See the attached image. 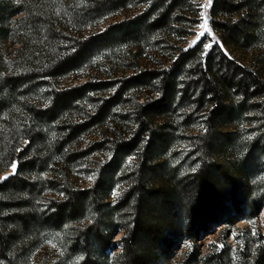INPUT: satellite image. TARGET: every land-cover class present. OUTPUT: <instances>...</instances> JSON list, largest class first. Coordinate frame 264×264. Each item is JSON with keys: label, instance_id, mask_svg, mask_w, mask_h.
<instances>
[{"label": "trees", "instance_id": "1", "mask_svg": "<svg viewBox=\"0 0 264 264\" xmlns=\"http://www.w3.org/2000/svg\"><path fill=\"white\" fill-rule=\"evenodd\" d=\"M135 4L144 7L138 14L85 35ZM198 5L0 0V259L23 260L43 235L58 234L62 257L48 264H171L184 242L196 243L213 225L258 216L264 0H212L217 39L183 50L174 40L190 34ZM8 42L17 45L10 60ZM225 48L255 51L256 61L246 64ZM146 50L169 63L141 67L135 60ZM126 54L133 74L55 84L101 57L121 64ZM253 122L249 139L235 129ZM197 123L201 133L187 135ZM184 139L195 142L190 162L178 161ZM87 160L95 165L88 168L93 181L82 186L69 174ZM14 162L15 173L1 178ZM118 186L121 194L111 201ZM119 230L123 250L111 257ZM258 237L254 253L237 264H264V235ZM198 255L195 248L183 264H198ZM207 264H231L228 249L209 254Z\"/></svg>", "mask_w": 264, "mask_h": 264}, {"label": "rangeland", "instance_id": "2", "mask_svg": "<svg viewBox=\"0 0 264 264\" xmlns=\"http://www.w3.org/2000/svg\"><path fill=\"white\" fill-rule=\"evenodd\" d=\"M208 3V0H199V11L197 14V21L194 23L193 28H190V34L178 39H175V44L183 50H187L196 46L200 41H207V45H212L214 40L217 39V34L211 29L210 22H209V9L210 6L205 9L204 5ZM212 3V0H211ZM143 5L135 4L130 6L127 9H124L120 12L112 14L110 16L105 17L101 22L94 26L88 28L84 33L85 35H93L103 31L108 25L120 22L124 19L133 17L134 15L138 14L143 9ZM205 13L207 16L208 21V30H205L199 25H201L204 21ZM203 32V36L198 35ZM211 39L213 41H211ZM193 41H196L193 44ZM17 45H11L10 42L6 43L4 46V54L7 56V59H14L15 53L14 49ZM228 55H232L240 59V61L250 64L256 61V52L250 51L248 53L240 54L233 49H226ZM168 56L161 54V52L153 51V50H146L144 54L137 58L135 61L141 67H148V68H158L167 65ZM131 56L128 57L126 54L125 60L123 63L119 64V61L114 58L110 57H101L97 60L90 68H86L85 70L73 74L71 76L65 77L58 81L56 84L57 88H68L71 86L80 85L88 80H96V79H107L112 77H124L130 74L135 73L137 70L135 67L132 68ZM256 123L246 124V126H237L235 129L242 132L245 135V139H249L254 136V132L251 130L256 127ZM202 131V125L199 123L195 124V126L187 132V135H198ZM96 138V137H93ZM85 143L84 145H86ZM194 139H184L178 146V161L181 160H188L191 159V153L194 149ZM237 155V153H236ZM234 154L233 157H230L229 162H235L237 160V156ZM102 160V157H93L94 160ZM190 162V160H188ZM226 161V160H225ZM228 161V160H227ZM91 165V166H90ZM95 167L92 160H87L82 166L79 168H75L69 174L70 180L78 182L79 185L82 186H89L93 181V174L89 173L88 168L92 169ZM13 174L12 168L10 167L7 171L3 172L1 178H5ZM91 177V179H89ZM254 180V179H253ZM256 183L258 184L259 188L264 189V171L260 172L256 176ZM123 186H118L113 194L111 201H116L121 194ZM114 193H118V195H114ZM55 197H59L56 195ZM264 235V207L259 212L258 216L253 220H240L234 225L228 226L224 225H213L210 227L209 231L203 232L196 243L187 240L181 246V248L175 253L171 264H183L189 254H191L194 249L196 248L197 252L199 253L198 264H207V257L209 254L219 253L223 249H228L229 255L231 257V264H237L239 260L247 255H252L256 250L259 237L258 234ZM125 233L123 230L117 231L113 236V241L115 243V248L109 251L111 257L120 253L123 250V246L121 244V240L124 237ZM58 234H52L51 236H42L40 239V244L38 247L33 250L30 255L20 261L14 260V262H9L4 259H0V264H48L50 262L57 261L59 258L62 257V247L57 243ZM248 243V244H246ZM55 245V247H53ZM251 257V256H250ZM206 259V261H205Z\"/></svg>", "mask_w": 264, "mask_h": 264}, {"label": "snow or ice", "instance_id": "3", "mask_svg": "<svg viewBox=\"0 0 264 264\" xmlns=\"http://www.w3.org/2000/svg\"><path fill=\"white\" fill-rule=\"evenodd\" d=\"M210 5H211V0H208V3H207L206 5H204L205 9H207V7H209ZM202 15H204V21H203V23H202L201 25H199V27H201V28H203V29H205V30H208L207 16H206L205 13H202ZM203 35H204V33L201 32V33L198 35L197 39H199V36H203ZM195 43H196V41H193V44H195ZM205 47H210V45H206ZM16 167H17L16 163H15V162L12 163L11 168H12V172H13V174H14L15 171H16ZM6 178H7V177H5V179H6ZM89 179H91V177H89ZM114 195H118V193H114ZM53 247H55V245H53Z\"/></svg>", "mask_w": 264, "mask_h": 264}]
</instances>
